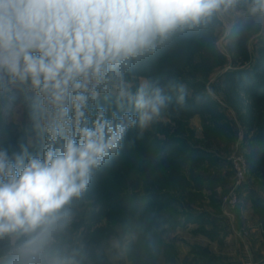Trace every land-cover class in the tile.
Here are the masks:
<instances>
[{
  "label": "rangeland",
  "instance_id": "374dc122",
  "mask_svg": "<svg viewBox=\"0 0 264 264\" xmlns=\"http://www.w3.org/2000/svg\"><path fill=\"white\" fill-rule=\"evenodd\" d=\"M247 17L255 24L241 27ZM262 46L264 19L250 15L240 0L122 66L123 86L133 94L150 78L174 71L185 101L201 95L216 108L204 116L163 106L142 126L139 112L119 97L117 81L108 91L98 87L88 101L90 122L103 108L109 119L113 112L118 118L127 112L136 123L66 206L59 246L80 250L81 264H264V92L253 96L228 79L253 71ZM181 57L189 66L180 70L175 64ZM31 95H0V123L6 126L0 149L9 156L26 148L42 158L49 145L42 105ZM191 150L212 159L190 162ZM235 156L245 163L237 187ZM232 190L237 204L227 215L223 201Z\"/></svg>",
  "mask_w": 264,
  "mask_h": 264
},
{
  "label": "clouds",
  "instance_id": "9594fccd",
  "mask_svg": "<svg viewBox=\"0 0 264 264\" xmlns=\"http://www.w3.org/2000/svg\"><path fill=\"white\" fill-rule=\"evenodd\" d=\"M240 0H0V95L16 91L42 105L49 145L43 157L0 149V264H81L62 248L66 206L88 187L93 170L115 152L127 112L89 121L97 88L118 95L146 126L166 103L160 87L123 86L122 66L156 50L176 31L207 23ZM264 19V0H246ZM150 87L151 91H147ZM183 100V96L180 97ZM123 106V104H121ZM62 143L57 146V143Z\"/></svg>",
  "mask_w": 264,
  "mask_h": 264
},
{
  "label": "trees",
  "instance_id": "16d2710c",
  "mask_svg": "<svg viewBox=\"0 0 264 264\" xmlns=\"http://www.w3.org/2000/svg\"><path fill=\"white\" fill-rule=\"evenodd\" d=\"M241 27H250L253 24H255V21L251 18L247 17L241 21ZM176 49V45H172L171 50ZM260 53V59L255 65L258 70H261V72H264V46L259 48ZM189 66L188 61L181 59L176 62L175 67L177 69H184ZM254 67L253 71H239L236 72L233 76H231L230 81L235 84L234 86L237 87V89H242L248 93H250L253 96L261 97L260 92H264V76L257 75V69ZM176 78V75L174 71H167L162 77L148 80V85L151 87H160L162 89V94L166 97V103L165 107L171 112H185L187 116H204L206 112L213 113L216 112V108L211 105L209 102H207V98L204 96H198L194 100H188L185 101L180 99L181 96L185 97L184 91L179 88L176 89V86L174 85V80ZM175 86V87H174ZM150 88V87H149ZM193 88L196 90L199 88V85L193 86ZM151 91V88H150ZM2 127H0V138L6 133V126L0 123ZM8 131V130H7ZM194 151L189 152L188 160L190 162H200V161H211V157L209 153L206 152H195ZM131 205H128L130 208ZM3 242H0V245H2ZM102 264H104L102 262Z\"/></svg>",
  "mask_w": 264,
  "mask_h": 264
},
{
  "label": "built area",
  "instance_id": "2783aa9c",
  "mask_svg": "<svg viewBox=\"0 0 264 264\" xmlns=\"http://www.w3.org/2000/svg\"><path fill=\"white\" fill-rule=\"evenodd\" d=\"M234 158L235 159H233V167H234V171L236 173L235 174L236 175L235 187H237L238 185H240V183L243 181V179L245 177V163H244V160L241 156H235ZM233 191L234 190H232L229 194H227L224 197L223 206H224L226 213H227V209L231 213L230 209L233 208L234 206H236V204H237L236 199H235L236 198L235 193ZM228 214L229 213H227V215ZM250 264H255V263H250Z\"/></svg>",
  "mask_w": 264,
  "mask_h": 264
}]
</instances>
